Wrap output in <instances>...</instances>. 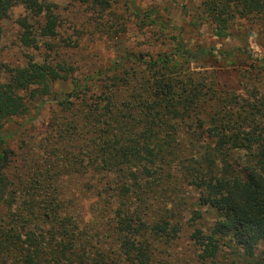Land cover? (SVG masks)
<instances>
[{
  "label": "trees",
  "instance_id": "1",
  "mask_svg": "<svg viewBox=\"0 0 264 264\" xmlns=\"http://www.w3.org/2000/svg\"><path fill=\"white\" fill-rule=\"evenodd\" d=\"M19 2L33 15L45 9L0 0V36ZM202 5L220 38L242 20L264 29V0ZM206 55L177 39L145 68L118 64L59 100L53 84L67 82L71 66L31 60L10 70L0 81V264H172L169 249L184 237L194 251L185 264H264V60L230 89L193 70ZM43 97L57 106L45 154L12 173L16 133L6 127Z\"/></svg>",
  "mask_w": 264,
  "mask_h": 264
},
{
  "label": "rangeland",
  "instance_id": "2",
  "mask_svg": "<svg viewBox=\"0 0 264 264\" xmlns=\"http://www.w3.org/2000/svg\"><path fill=\"white\" fill-rule=\"evenodd\" d=\"M39 1L45 7L41 14L33 15L19 2L3 20L0 81L5 82L10 70L23 68L31 60L40 64L63 63L73 71L67 82L53 84V97L58 100L73 92L75 82L84 84L98 79L100 73L118 64L130 70L145 68L152 58L175 52L177 39L192 53L206 50L207 55L191 67L195 71L215 72L230 89L239 86L243 70L264 60V29L260 22L242 20L232 36L220 38L205 16L202 0H111V7L100 12L75 0ZM152 9L159 12L148 18ZM155 17L158 20L153 23ZM24 34L33 42L25 43ZM244 39L248 40L246 49ZM262 79L264 82V76ZM107 83L101 80L96 87ZM51 99H37L28 115L14 119L6 127L8 132L16 133L9 141L16 151L12 173L25 171L28 158L37 161L45 154L43 145L50 133V119L57 110ZM44 101L34 120L36 107ZM88 206L89 202L87 209ZM212 221V215H206L204 227ZM169 253L174 255L172 264H185L194 255L186 237L173 244Z\"/></svg>",
  "mask_w": 264,
  "mask_h": 264
}]
</instances>
